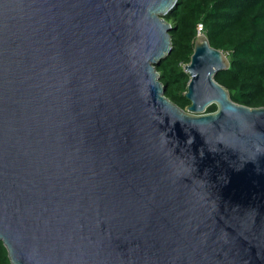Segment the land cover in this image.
I'll return each mask as SVG.
<instances>
[{"label":"water","instance_id":"95a60500","mask_svg":"<svg viewBox=\"0 0 264 264\" xmlns=\"http://www.w3.org/2000/svg\"><path fill=\"white\" fill-rule=\"evenodd\" d=\"M177 3L0 0L12 264H264V106L216 80L230 62L205 34L191 105L166 96L156 65Z\"/></svg>","mask_w":264,"mask_h":264},{"label":"trees","instance_id":"16d2710c","mask_svg":"<svg viewBox=\"0 0 264 264\" xmlns=\"http://www.w3.org/2000/svg\"><path fill=\"white\" fill-rule=\"evenodd\" d=\"M165 18L172 25V51L156 68L168 98L184 109L191 105L185 96L191 78L185 66L191 61L202 23L210 44L230 62L216 80L235 102L264 106V0H178ZM216 109L212 104L207 111ZM0 264H12L2 240Z\"/></svg>","mask_w":264,"mask_h":264},{"label":"built area","instance_id":"2783aa9c","mask_svg":"<svg viewBox=\"0 0 264 264\" xmlns=\"http://www.w3.org/2000/svg\"><path fill=\"white\" fill-rule=\"evenodd\" d=\"M197 30H198V32H197L198 35L203 34L204 26L202 23L198 24Z\"/></svg>","mask_w":264,"mask_h":264}]
</instances>
